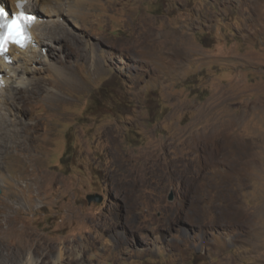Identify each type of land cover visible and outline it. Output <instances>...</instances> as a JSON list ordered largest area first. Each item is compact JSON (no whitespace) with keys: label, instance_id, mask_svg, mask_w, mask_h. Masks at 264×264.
<instances>
[{"label":"rangeland","instance_id":"obj_1","mask_svg":"<svg viewBox=\"0 0 264 264\" xmlns=\"http://www.w3.org/2000/svg\"><path fill=\"white\" fill-rule=\"evenodd\" d=\"M69 2L9 117L0 255L264 264V0Z\"/></svg>","mask_w":264,"mask_h":264},{"label":"bare ground","instance_id":"obj_2","mask_svg":"<svg viewBox=\"0 0 264 264\" xmlns=\"http://www.w3.org/2000/svg\"><path fill=\"white\" fill-rule=\"evenodd\" d=\"M9 1L12 4L13 10L16 11L17 9H15L14 6L17 0H9ZM25 1L27 2L25 6L27 11L32 12L36 9L37 6L38 7L40 6L41 15H40L39 20L36 22V24L32 28L35 42L31 44L26 50H20V49L13 47L10 50V54L14 57V62L12 65H6L3 62L1 63L2 70L7 71L5 74V80H6L7 86L6 88H3L0 90V157L3 154V150H2L3 147L5 148V147H8L9 145L14 146L16 143L20 147H26V144H19L21 141L20 142L16 141V139L19 138L22 134V128L24 127L25 122L21 120V122L23 123L19 125V127L16 129L14 133H12V129L10 128L11 120L9 119V117L10 115H12L14 111L12 108L15 107L19 109V103H24L26 99H28L27 98L28 95H26V93L28 91L31 92V88L29 87L26 81L27 79L26 75L31 71L28 68L29 65L31 66L37 62L36 59H37L38 53L40 56L42 55V51L43 50L45 51V49L47 48L45 45H51V42H49L51 39H55V37L57 38V36L59 35L57 31L65 30L63 27H61V24H60L61 23L60 21H62L60 19V16H61L60 7L61 6L59 5H58L59 7L55 6L54 0H25ZM79 3H80V0H71L68 6L71 11L76 13L77 9L80 8L81 3L80 4ZM22 59H23V62L21 63ZM44 61H48V59H44ZM16 65H18L17 68H15ZM21 68H23V70ZM61 70H63V68L59 69V71ZM15 78L17 79L16 81H15ZM12 83L16 85L15 86L13 84V86L16 89L18 88V92L22 91V93L18 95L17 97H15V99L17 98L16 102L14 103L13 106H10L11 101L4 102L6 100L4 96H7V94H9L7 92V87L11 85ZM52 98H55V97H52ZM20 112L23 113V111H20ZM140 178L142 179L141 180L142 183H144V181L147 178V175L146 174H143L142 176L140 175ZM23 251H24V248L17 249V251L13 253L14 256L12 257H8L6 255H0V264H6L7 262H10L14 259H19L20 260L18 261L19 264H40L41 260L49 257L53 253V250L49 249L48 247H41V249L37 248L36 252L33 251V253L37 257H34L31 254L23 255ZM64 259H65L64 255H60V260H61L60 262L63 263ZM60 262L58 261V262H55L54 264H59Z\"/></svg>","mask_w":264,"mask_h":264},{"label":"snow or ice","instance_id":"obj_3","mask_svg":"<svg viewBox=\"0 0 264 264\" xmlns=\"http://www.w3.org/2000/svg\"><path fill=\"white\" fill-rule=\"evenodd\" d=\"M24 6L23 0H18L17 8L21 11L17 13H10L0 7V55L8 52L9 45L24 48L30 40L28 28L33 22V17L22 10Z\"/></svg>","mask_w":264,"mask_h":264},{"label":"clouds","instance_id":"obj_4","mask_svg":"<svg viewBox=\"0 0 264 264\" xmlns=\"http://www.w3.org/2000/svg\"><path fill=\"white\" fill-rule=\"evenodd\" d=\"M18 1V0H17ZM23 2H24V4H25V6H26V1L25 0H23ZM17 3V2H16ZM25 6H24V9L26 10V8H25ZM0 7H4L6 10H9L10 11V13H17L18 11H19V9L17 8V6H16V4H15V6H14V8L15 9H17L16 11H14L13 10V8H12V6L11 7H9V6H7L6 5V3H4L3 1H1L0 0ZM26 12L27 13H30V15L32 16V17H37V20H36V22L39 20V18H40V15L37 13V12H30V11H27L26 10ZM36 14V15H35ZM36 22L31 26V28H30V38H31V40L26 44V46L24 47V48H20V47H18V46H16V45H10V47H9V51L6 53V54H4V55H2L1 57H0V68H1V63L3 62L4 64H6V65H12L13 64V62H14V57L10 54V50L14 47V48H17V49H20V50H26L31 44H33L34 42H35V40H34V35H33V32H32V28H33V26L36 24ZM6 59H10L11 60V62L10 63H6ZM1 70L2 69H0V90L1 89H3V88H6V86H7V83H6V80H5V73H3V72H1Z\"/></svg>","mask_w":264,"mask_h":264},{"label":"water","instance_id":"obj_5","mask_svg":"<svg viewBox=\"0 0 264 264\" xmlns=\"http://www.w3.org/2000/svg\"><path fill=\"white\" fill-rule=\"evenodd\" d=\"M1 192H2V190H1V188H0V193H1ZM173 198H174V196H173V194H172V195H170L169 200H172ZM87 199H88L89 202L96 201L94 195H88V196H87ZM97 201H100V200H97Z\"/></svg>","mask_w":264,"mask_h":264},{"label":"trees","instance_id":"obj_6","mask_svg":"<svg viewBox=\"0 0 264 264\" xmlns=\"http://www.w3.org/2000/svg\"><path fill=\"white\" fill-rule=\"evenodd\" d=\"M36 15V14H35Z\"/></svg>","mask_w":264,"mask_h":264}]
</instances>
